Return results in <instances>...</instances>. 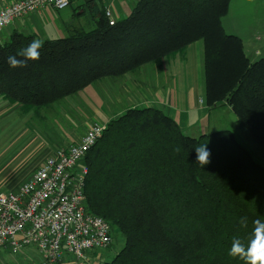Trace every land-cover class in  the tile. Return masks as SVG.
<instances>
[{
  "label": "trees",
  "instance_id": "1",
  "mask_svg": "<svg viewBox=\"0 0 264 264\" xmlns=\"http://www.w3.org/2000/svg\"><path fill=\"white\" fill-rule=\"evenodd\" d=\"M104 4L88 3L91 28L41 40L39 59L25 67H10L8 57L39 38L14 31L0 42V95L36 111L201 41L204 103L230 107L258 158L229 129L195 137L160 108L127 107L86 152V208L109 222L114 241L123 238L98 264H243L228 255L232 238L264 221V56L252 61L225 31L230 0H133L113 23ZM205 144L210 162L201 167L195 148Z\"/></svg>",
  "mask_w": 264,
  "mask_h": 264
},
{
  "label": "built area",
  "instance_id": "2",
  "mask_svg": "<svg viewBox=\"0 0 264 264\" xmlns=\"http://www.w3.org/2000/svg\"><path fill=\"white\" fill-rule=\"evenodd\" d=\"M111 1V0H109ZM69 0H14L0 7V32L12 21L49 6L56 10ZM110 23L116 20L104 4ZM105 124L91 125L76 143L55 149L13 190H0V250L17 253L33 247L48 263L98 264L113 242V229L86 208L84 181L87 150Z\"/></svg>",
  "mask_w": 264,
  "mask_h": 264
},
{
  "label": "crops",
  "instance_id": "3",
  "mask_svg": "<svg viewBox=\"0 0 264 264\" xmlns=\"http://www.w3.org/2000/svg\"><path fill=\"white\" fill-rule=\"evenodd\" d=\"M12 1L14 0H0V7L8 5ZM69 1V5L63 9L56 10L47 6L40 11L30 12L25 17L12 21L0 32V42L7 40L14 31L34 34L39 40L57 38L61 32H67L72 27H82L77 20L80 17L79 14L89 11L87 7L89 2H96L98 5L102 1L109 2V0ZM128 2L131 4L129 0H116L115 4L122 6V3L125 5ZM120 17L116 15V19ZM248 43L251 45L250 42ZM243 44L244 49H247V45L244 42ZM254 49L256 50L255 46ZM200 69L203 72V46L200 41H196L187 46L184 52L142 65L138 69L140 74L138 79L142 76L141 81L135 80L137 81L136 85L131 88V84L128 83L131 76L128 78L129 76H126L128 73L121 75L124 77L120 86L128 99L126 107L139 106L140 104L154 106L173 117L186 134L197 130L199 133H205L204 131L207 129L205 120L201 117L220 106L211 107L203 103L200 96L203 93ZM135 96L141 98L138 100ZM221 106H227L230 110L226 104ZM23 109L21 104H11L0 95V190L6 187L7 190L15 189L22 181L31 176L38 167L37 164L45 156L51 154L57 147L66 146L72 142V139L68 137L64 139V136L59 138L52 134L39 137L37 130L32 128H19L17 132L19 126L23 127L22 115L35 111L34 109L23 111ZM84 127L86 129L88 126ZM35 128L37 129V127ZM31 129L34 131L33 133H31ZM28 131L29 136L20 144L18 139L22 137L21 134ZM12 132L17 133L12 134ZM24 151L27 152L29 158L24 161L22 166L12 169V163L7 160L8 157L6 158L5 155L14 153V159L20 160ZM21 170H23L22 174ZM17 176L23 177L15 180L14 178ZM1 255L2 250H0Z\"/></svg>",
  "mask_w": 264,
  "mask_h": 264
},
{
  "label": "rangeland",
  "instance_id": "4",
  "mask_svg": "<svg viewBox=\"0 0 264 264\" xmlns=\"http://www.w3.org/2000/svg\"><path fill=\"white\" fill-rule=\"evenodd\" d=\"M115 1L116 0L109 1L115 18L116 15L118 17L126 16L131 9L130 7L133 0H129L131 4H129V2L125 5L122 3V6L115 4ZM79 16L77 22H79L85 29L91 28L92 18L90 12L86 11L85 13L79 14ZM222 20L225 31L227 33L236 34L247 45V49H245L247 55L252 61L264 56V0H230L228 13ZM66 34L67 32L63 31L59 37L65 36ZM248 42H250L251 45H249ZM254 46L256 50L254 49ZM126 76H129L128 78L131 76V78L128 79V83L131 84L130 88L136 85L137 81L135 80L141 81L142 78L141 76L138 79L140 76L139 70L137 72L128 73ZM123 77L124 76H107L101 78L73 95H69L47 107H41L38 111H31L29 114H23L21 120L23 127L19 126L17 132L19 128H32L37 130L39 137H45L52 134L59 138L64 136V139L65 137H68L72 139L71 143H76L79 136L81 135V139L91 125L95 123L104 125L110 118L121 114L127 109V95H124V90L120 86ZM203 80L204 75L202 69H200L201 83H203ZM123 82L125 83L127 81ZM122 95L124 96L122 97ZM200 96L202 99L204 98V88L203 93ZM135 97H137L138 100L141 98L138 96ZM141 106L143 105L140 104L138 107ZM201 118L205 120L207 128L206 131H204L205 133H211L221 129H229L234 133L238 142L249 149L254 154L255 158H258L260 155V146L252 140L248 132L241 129L235 115L227 108V106L214 108L207 114H204ZM84 126L88 127L85 129ZM35 127H37V129ZM32 129L31 133L34 132ZM16 133L12 132V134ZM200 134L202 133H199L198 130L189 133V135L195 137ZM21 135L22 137L18 139L20 140V144L27 139L29 131ZM66 146H59L56 149ZM26 153V151L22 153L20 160L14 159V153H7L5 157H8L7 160L12 163L11 168L13 169V167L18 168V166H22L24 161L29 158V155ZM49 155L50 154L45 156L37 166H39ZM22 172L23 170H21V174ZM22 177L23 176H17L14 179L19 180ZM2 190L6 191L7 187L2 188ZM122 245L123 238L121 236L117 237L115 241L113 239L110 248L100 251L103 259H111L120 250ZM0 264L60 263H48L36 249L33 247H26L17 253L3 250L2 255L0 256Z\"/></svg>",
  "mask_w": 264,
  "mask_h": 264
},
{
  "label": "clouds",
  "instance_id": "5",
  "mask_svg": "<svg viewBox=\"0 0 264 264\" xmlns=\"http://www.w3.org/2000/svg\"><path fill=\"white\" fill-rule=\"evenodd\" d=\"M42 44L41 40H32L26 48H22L16 55L8 57L9 66L12 68L25 67L28 60H38ZM17 56L23 57V59H17ZM195 152L196 161L201 167L210 162L211 153L206 144L196 147ZM238 223L241 228H248L247 217H241ZM252 225V230L245 238L233 236L228 255L240 259L243 264H264V221L256 219Z\"/></svg>",
  "mask_w": 264,
  "mask_h": 264
}]
</instances>
